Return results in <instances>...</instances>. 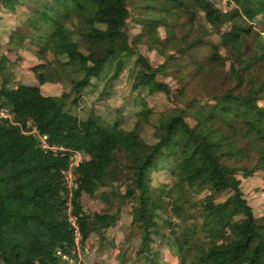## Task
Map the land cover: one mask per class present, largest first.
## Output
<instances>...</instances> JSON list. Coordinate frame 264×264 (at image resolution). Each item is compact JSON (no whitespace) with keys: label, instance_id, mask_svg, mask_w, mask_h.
<instances>
[{"label":"trees","instance_id":"trees-1","mask_svg":"<svg viewBox=\"0 0 264 264\" xmlns=\"http://www.w3.org/2000/svg\"><path fill=\"white\" fill-rule=\"evenodd\" d=\"M226 4L230 6L222 10L212 0H0V18L6 13L16 22L0 42V108L10 115L0 118L2 264H63L56 250L75 248L63 210L68 190L62 171L71 150L84 155L73 170L71 197L81 248L88 250L90 228L104 237L126 206L129 227L139 233L136 255L147 264H170V258L176 264H264V211L257 215L240 186L241 178L257 172L264 160V0ZM131 10L146 20L157 11L180 21L176 28L164 24L165 37L149 36ZM119 34L125 35V43L118 49L109 41ZM136 39L135 47L145 46L158 60L140 58L132 87H146L149 93L161 89L179 109L162 127L153 126L155 140L144 147L136 128L150 110L138 93L132 98L139 105L135 125L125 129L121 113L112 123L93 113L81 119L41 88L64 78L76 101V94L117 56L105 82L111 85L122 69L119 50H131L129 41ZM29 44L36 45V57L48 58L51 67L44 70L40 61L31 68L34 79L18 82L14 64ZM29 123L47 136V148L38 134L25 133ZM198 128L204 152L197 173L207 178L204 190L211 196L226 192L213 214L196 206L180 167L181 141ZM221 145L226 146L223 152L208 151ZM159 169H168L172 180L154 184L153 172ZM229 174L231 182L226 180ZM84 194L99 197L103 211L87 212L81 203ZM240 209L244 215L230 220ZM159 211L192 222L179 233H166L170 219ZM218 217L230 220L226 227L231 241L221 248L216 246L222 238ZM160 237L167 257L153 249Z\"/></svg>","mask_w":264,"mask_h":264},{"label":"rangeland","instance_id":"rangeland-1","mask_svg":"<svg viewBox=\"0 0 264 264\" xmlns=\"http://www.w3.org/2000/svg\"><path fill=\"white\" fill-rule=\"evenodd\" d=\"M216 7L225 10L230 5L226 4V0H212ZM134 19H138L140 26L143 27V31L149 36L165 37L166 31L164 24L177 27L180 20L169 17L164 12L153 11L150 14V18L146 20V17L131 10ZM145 26H144V24ZM16 22L7 16L6 13H2L0 18V42L3 43L7 40V36L10 31V26H13ZM16 28L24 33L23 27ZM178 34V30H176ZM140 39V38H138ZM135 41H129L131 50L123 48L118 53L124 54L122 69L119 76L112 82L111 85H106L105 82L113 72V65L117 56H113L110 61L105 65L104 71L98 78H91L88 87L81 89L76 94L77 100H74L75 92L69 89L68 81L62 78L57 83L48 82L41 85L42 91L45 94H50L58 97L60 105L67 111L73 113L77 117L83 119L89 114L99 115L104 121L112 123L117 119V115L121 113L120 118L123 120L121 126L125 129H129L135 125L136 112L139 110V105L132 100L136 96V93L142 96L143 102L146 104L150 113L147 115V120H140L136 128V132L139 135V145L144 147L146 144L152 143L155 139L153 136V126L162 127L169 117L177 113L179 109L174 104L175 101L169 98L163 91L156 89L152 92H148L146 87L133 88L132 82L135 75L137 65L139 66L140 58L144 60L148 55L149 60L153 63H157L158 57L155 54L149 53L146 47L134 46ZM125 43V35L119 34L113 37L109 41V45L114 48H118L121 44ZM36 45L29 44L28 48L22 52L21 56L17 58L14 64L13 72L16 81L30 82L34 79V73L31 68L38 62L42 61L45 64L44 70H48L51 67V62L48 58L40 60L36 57ZM145 48V49H144ZM119 49V48H118ZM1 54V51H0ZM10 59H14L12 53L8 54ZM160 60V58H159ZM142 61V60H141ZM227 67V64H226ZM223 72V69H222ZM208 77L212 80H216L217 76L209 69H207ZM189 78H186L188 80ZM104 90H107L105 94H102ZM65 91V95H61ZM201 129H196L191 135L187 136L181 141L179 146L180 152V167L185 173V176L189 178L188 182L191 189L193 201L197 200V207L204 208L210 214L215 212L214 204L221 201L226 192L211 196L205 192V186L207 184V178L205 174L197 173V162L200 159L204 148L200 142ZM226 146L221 145L210 148L208 151L212 154L223 152ZM233 155H238L236 149L233 150ZM259 170L250 175L249 178H241L240 186L244 195H246L256 207V213L258 216L263 214L264 206V160L259 163ZM172 175L168 169L156 170L153 172V183L168 182L172 180ZM233 175L226 176L227 182H231ZM81 203L87 212L103 211L105 208L104 203L95 196L83 195ZM256 204V205H255ZM193 212H195L193 210ZM158 214L162 218L170 219V225L165 226V232L174 234L179 233L183 228H186L192 221L187 218L185 221H180L172 211L167 213L159 211ZM244 215L243 210H238L230 220L242 217ZM224 217H218L216 224L222 233V238L217 242L218 248L224 247L231 241L230 234L226 227V222L230 221ZM161 221V220H160ZM130 215L127 207L123 206L121 212L118 215V219L115 225L108 227L104 230V237H100L95 232L94 228L88 230V238L86 246L88 247L87 254L84 256L86 264H147V261L143 257L137 256L136 251L139 248V233L136 229H131ZM166 224V223H165ZM262 228V226H261ZM163 238L160 237L157 242L152 244L155 251H159L161 258L167 257L166 249H164ZM170 264H176L174 258L169 259ZM0 264H2L0 260Z\"/></svg>","mask_w":264,"mask_h":264},{"label":"built area","instance_id":"built-area-1","mask_svg":"<svg viewBox=\"0 0 264 264\" xmlns=\"http://www.w3.org/2000/svg\"><path fill=\"white\" fill-rule=\"evenodd\" d=\"M0 118H10V115L6 108H0ZM28 127H29L28 129L24 130L25 133L38 134L41 141V146L47 148L48 147L46 142L47 136L43 134H39L38 130L31 123L28 124ZM83 159H84V155L81 151L71 150L68 154V160H69L68 167L62 171V185L64 189L68 190V194H67L68 198L64 204L63 210L66 215L67 222L69 226L72 228L73 243L75 245V248L73 249V251H71L73 255H71V252H66L61 249L56 250V254L59 256L63 264H80L81 262L85 263L84 256L85 253L87 252V249L81 248L82 239L79 229V223L77 216L73 213L72 202H71L72 191L76 187V181L73 170L75 167L80 165Z\"/></svg>","mask_w":264,"mask_h":264},{"label":"crops","instance_id":"crops-1","mask_svg":"<svg viewBox=\"0 0 264 264\" xmlns=\"http://www.w3.org/2000/svg\"><path fill=\"white\" fill-rule=\"evenodd\" d=\"M85 195V194H84ZM83 196V195H82ZM108 229V228H107ZM87 254V252L85 253V255ZM85 258V257H84Z\"/></svg>","mask_w":264,"mask_h":264}]
</instances>
